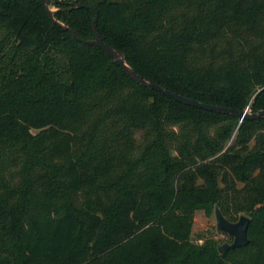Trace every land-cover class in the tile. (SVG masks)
<instances>
[{"label":"trees","instance_id":"trees-1","mask_svg":"<svg viewBox=\"0 0 264 264\" xmlns=\"http://www.w3.org/2000/svg\"><path fill=\"white\" fill-rule=\"evenodd\" d=\"M52 1L84 39L95 13L70 7L97 9L144 78L264 108V0ZM214 207L249 215L248 244L192 240ZM0 264H264V118L177 101L42 0H0Z\"/></svg>","mask_w":264,"mask_h":264},{"label":"water","instance_id":"water-1","mask_svg":"<svg viewBox=\"0 0 264 264\" xmlns=\"http://www.w3.org/2000/svg\"><path fill=\"white\" fill-rule=\"evenodd\" d=\"M42 2L46 8L47 13L56 23H58L60 26L64 27L65 29L70 30L78 40L83 41L87 44L96 45L97 47L102 49L106 54H108L114 60L116 64L120 65L127 72V74L136 82L148 86L152 89H155L167 96L176 99L177 101L189 105L197 106L200 108H204L206 110H211L224 114H230L240 118L241 120L264 118V108L252 112L249 110H238L224 105L210 104L194 98L183 96L177 92L171 91L170 89L163 87L162 85L156 82L144 78L128 63L126 54L124 52L120 51L117 48L111 47L103 40V38L99 33L98 24H97L99 18V11L95 9L92 5L79 2L76 3L74 6L70 7V9H72L73 7L88 8L95 13V17L92 22L94 37L92 39H84L80 35H78L74 31V29H72L70 26L56 19L55 13L57 12L58 9L55 6H53L52 0H42ZM215 214H216L218 230L227 232L228 234L233 236L232 242L219 244L218 247L221 253H225L228 249L240 247L249 243L250 239L248 236V228L251 221V218L249 216L242 214L238 220L232 221L225 216V214L222 212V210L219 207L216 208Z\"/></svg>","mask_w":264,"mask_h":264},{"label":"rangeland","instance_id":"rangeland-1","mask_svg":"<svg viewBox=\"0 0 264 264\" xmlns=\"http://www.w3.org/2000/svg\"><path fill=\"white\" fill-rule=\"evenodd\" d=\"M34 133L37 131L35 129L32 130ZM254 143V139L251 142V145ZM216 208L214 207L212 210L205 211L204 209H199L194 214V223L192 228V240L197 244H204L206 242H214L217 245L226 242H232L233 236L228 234L227 232L218 230L217 228V220L215 214ZM245 214L249 216L247 213H240L239 217Z\"/></svg>","mask_w":264,"mask_h":264}]
</instances>
